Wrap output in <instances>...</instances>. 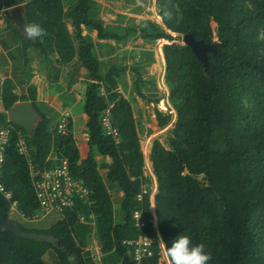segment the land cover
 <instances>
[{
    "label": "trees",
    "instance_id": "1",
    "mask_svg": "<svg viewBox=\"0 0 264 264\" xmlns=\"http://www.w3.org/2000/svg\"><path fill=\"white\" fill-rule=\"evenodd\" d=\"M157 6L166 27L163 31L149 21L108 25L96 0H6L5 8L21 11L26 26L37 23L45 29L43 36L32 40L13 26L24 47L28 81L33 76L32 50L48 61L51 82L63 80L71 89L82 77L90 81L83 106L90 150L87 158L81 159L72 123L65 135L50 132L52 119L36 102L34 87L22 100H32L41 116L36 133L31 135L9 123L7 112L20 97L13 81L7 79L0 125H12L15 131L6 150L2 182L12 197L0 193V219L9 225L19 223L12 211L14 202L26 218L35 215L39 207L28 161L17 149V131L27 134L38 169L55 167L58 162L49 158L58 153L68 159L73 177L90 189L91 197L90 204L78 202L74 210L65 211L50 226L19 223L26 232L53 233L61 240L59 249L0 232V264H47L44 257L52 250L58 264H96L90 250L93 234L100 244L102 264H137L132 248L124 242L141 236L154 238L155 245L153 256L140 264H167L161 261L158 233L166 247L181 234L192 244H203L205 253L212 257L210 264H264V0H157ZM94 31L99 41L126 43L140 35L148 44L171 42L164 45L163 55L168 100L177 120L167 141L156 138L151 150L158 185L156 222L150 192L143 201L138 200L143 186L149 188L153 181L144 177L145 155L132 100L125 98L119 87L127 88L126 74L131 70L137 75L133 85L141 99L159 104L164 98L148 99L142 89L149 81L139 65L108 67L97 51V47L108 45L96 43L90 36ZM169 32L178 36L192 33L197 40L216 42L218 54H208L209 72L190 47L173 43L175 37ZM48 37L54 39L53 62L47 53ZM107 109L120 143L107 135L103 126ZM155 115L161 129L174 118L158 107ZM99 157L103 164L107 158L110 161L104 164L105 174L100 171ZM108 183L115 184L121 193L119 211ZM136 211L142 213L146 227L135 225ZM120 213L123 217L119 222ZM81 215L86 223L81 222Z\"/></svg>",
    "mask_w": 264,
    "mask_h": 264
},
{
    "label": "crops",
    "instance_id": "2",
    "mask_svg": "<svg viewBox=\"0 0 264 264\" xmlns=\"http://www.w3.org/2000/svg\"><path fill=\"white\" fill-rule=\"evenodd\" d=\"M100 6L102 5V0H96ZM104 10H102L101 6V17L107 21L104 16ZM159 14V12H158ZM13 10H9L5 8L3 11H0V113L5 112V108L2 102V93H3V85L7 79L13 81L16 86V93L20 97L18 102H26L32 100H22L23 96L29 97L31 94L30 88L34 87L36 94V102L39 103L40 108L43 109V112L47 113L52 122L49 125V130L51 133L57 130V126L64 114H69V122L73 125V130L75 134V139L77 143V147L80 152L81 159H85L89 153V137L86 132V124L88 122V117L83 111V106L85 103V92L90 84V81L85 77H82L71 89H67L64 81H60L57 83L50 81V68L48 66V61L42 57L37 50H32L30 54L31 60V69H32V78L28 81L26 68L24 67V47L21 43L20 39L16 35L13 26H16V23L12 21ZM119 16V15H118ZM109 25V23L106 22ZM123 23L117 22L116 25H122ZM17 27V26H16ZM69 30L72 32L73 28L70 24H68ZM88 32L84 28V35ZM90 36L96 43H103L108 45L107 48L99 49L97 47L98 54L100 58L107 62V66L111 67L112 65L116 66H134L139 65L142 61L140 59L143 51H138L139 58L131 59V55L134 53V43L141 44L142 47L150 46L140 35H136L133 39H129L126 43H117L114 40H106L99 41L97 37V32L94 31L90 33ZM47 53L53 62L55 57V47H54V39L53 37H48L45 39ZM145 48V47H144ZM130 58V60H129ZM125 59V60H124ZM166 61L164 60V63ZM84 74V73H83ZM143 74V73H142ZM128 76H137L131 70H128ZM65 76V73H63ZM145 81H147V77L143 74ZM149 76V75H148ZM150 78V77H149ZM128 88V86H127ZM146 89V88H145ZM143 92L144 89H142ZM153 87L149 89L148 93H153ZM148 93H145L148 96ZM127 98V97H125ZM141 99V98H140ZM34 104V103H33ZM3 127V126H2ZM1 128V125H0ZM102 163L104 160L99 157L98 158ZM109 159H106V163L109 164ZM103 174V173H102ZM105 174V173H104ZM116 186L115 184H112ZM109 186V185H107ZM117 189V186H116ZM118 193V202L121 200L120 191ZM117 206V205H116ZM51 217H48L42 221L37 222L41 224L42 227L50 226L53 222H55ZM18 221H23L22 219ZM27 223L28 221H23ZM24 223V224H25ZM36 223V222H32ZM92 247L90 248V250ZM92 251V250H91ZM97 255L100 256L101 262V252L97 247L95 249ZM50 256L55 261L54 264H58V256L52 250L49 251L45 257ZM44 257V258H45ZM51 258V259H52ZM167 262L170 264L169 258L167 256Z\"/></svg>",
    "mask_w": 264,
    "mask_h": 264
},
{
    "label": "built area",
    "instance_id": "3",
    "mask_svg": "<svg viewBox=\"0 0 264 264\" xmlns=\"http://www.w3.org/2000/svg\"><path fill=\"white\" fill-rule=\"evenodd\" d=\"M5 3L6 0H0V11L5 9ZM161 111H168V107L163 105ZM170 114H173V111ZM113 122L112 113L110 109H107L102 118L103 126L107 135L113 136L116 142L120 143V134L118 129L114 127ZM68 126L69 114H64L57 126V132L65 135L68 131ZM14 131L15 128L12 125L0 128V193H3L8 199L12 195L6 191L2 177L6 163V150L11 142ZM17 149L19 154L28 161L36 200L39 205L37 213L32 217L26 218L24 214L18 211L17 203L14 202L12 211L17 213L16 217L18 220L39 222L48 217L59 220L65 211L74 210L78 202H82L84 205L90 204L91 191L82 181L73 177L68 159L61 158L58 153L54 152L50 155L49 159L58 162V164L53 168L38 169L33 162V151L30 147L28 136L23 131H17ZM144 177L151 179L153 183L149 188L147 185L143 186L142 193L138 195V200L143 201L144 195L150 192L151 213L154 215L156 222L155 195L158 185L156 184L157 179L150 160H145ZM90 218L95 219L94 215H90ZM133 219L135 225L139 228H144L148 224L143 219L140 211L134 213ZM80 220L84 223L87 222L84 215L80 216ZM158 236L162 249L161 253H165L167 256L166 246L164 242H161L159 233ZM124 244L132 248V256L137 264H140L144 258L152 257L154 254L153 246L155 245V239L149 236H141L136 241H125Z\"/></svg>",
    "mask_w": 264,
    "mask_h": 264
},
{
    "label": "rangeland",
    "instance_id": "4",
    "mask_svg": "<svg viewBox=\"0 0 264 264\" xmlns=\"http://www.w3.org/2000/svg\"><path fill=\"white\" fill-rule=\"evenodd\" d=\"M102 10L106 8L104 11L106 22L109 25L116 26L117 22L123 23L122 25H130V24H142L144 22L149 21L151 25H157L159 29L166 30L164 27L161 17L159 16L157 0H102ZM100 6V10H101ZM119 15V16H118ZM217 25L215 22H212V28L216 29ZM170 33V32H169ZM174 41L173 43H178L182 45V38L181 36H177L174 34ZM134 53L131 55V59H135L139 56L138 51H143L141 54L140 59H142L141 63L139 64V68L141 72L147 77V81H149V85L144 87V93H148L149 89L153 87L154 92L148 93V99L156 100L162 99L159 104L150 103L146 100L140 99L136 91L134 90V78L130 75H126L127 86L126 88L124 85L119 87V91L122 93L124 97L129 98L132 100V106L134 110L135 119L138 123V131L139 136L141 138V146L145 155V160H150L151 150L153 146V142L156 138L161 139L162 142L167 141V137L169 134V129H173L177 120L176 110L173 104L168 100L169 95V85L166 82L165 74H166V62L164 63V45L171 44V42L167 40H160L156 43L150 44V46L142 47L141 44L134 43ZM139 58V57H137ZM125 60V59H124ZM130 60V58H129ZM135 63L134 65H136ZM149 75V76H148ZM150 77V78H149ZM152 79V80H151ZM152 81L155 83H152ZM146 88V89H145ZM135 98V101L133 99ZM163 105L168 107V111L165 113H171L173 111V120L172 123L165 129H161L157 125V119L155 115V108L158 107L160 110L163 109ZM70 124V122H69ZM100 161V160H99ZM151 162V160H150ZM101 173H105L106 167L100 161ZM152 164V162H151ZM153 165V164H152ZM157 184V182H156ZM108 188L110 192L114 195L115 204L117 205V210L119 211V202L118 198V188L113 186L112 184L108 183ZM118 221L120 222L122 219L121 213L118 215ZM155 222V220H154ZM19 223L24 224L25 222L19 221ZM35 227L40 228L39 224L36 222ZM92 247V252L95 254V262L96 264H102L100 262V256L97 255L95 249L98 247L100 249V244L98 238L95 234L92 235V240L90 244V248ZM47 256L45 257V261L47 264H54V259ZM162 262H166L168 264L167 256L165 253H162Z\"/></svg>",
    "mask_w": 264,
    "mask_h": 264
},
{
    "label": "water",
    "instance_id": "5",
    "mask_svg": "<svg viewBox=\"0 0 264 264\" xmlns=\"http://www.w3.org/2000/svg\"><path fill=\"white\" fill-rule=\"evenodd\" d=\"M12 21L16 23V26L22 31L26 27L25 19L21 11H13ZM170 34L174 37V33ZM176 35V34H175ZM178 36V35H177ZM182 46L190 47L196 58L204 65L205 71L210 70L209 53L218 54L217 43L209 44L203 40H197L194 34H185L181 36ZM8 122L16 126L21 127L27 133L34 135L36 128L41 120L35 105L33 102H17L7 112ZM204 175L202 176V178ZM0 232H12L14 235L27 240H34L41 243L51 244L54 248H60L61 240L53 233H37L26 232L22 229L19 223L14 225L7 224L6 220L0 219Z\"/></svg>",
    "mask_w": 264,
    "mask_h": 264
},
{
    "label": "clouds",
    "instance_id": "6",
    "mask_svg": "<svg viewBox=\"0 0 264 264\" xmlns=\"http://www.w3.org/2000/svg\"><path fill=\"white\" fill-rule=\"evenodd\" d=\"M28 39H36L45 34V29L37 23L27 25L23 29ZM161 242L163 243L162 239ZM167 256L170 264H210L212 257L205 253L203 244H192L187 235H178L166 247Z\"/></svg>",
    "mask_w": 264,
    "mask_h": 264
}]
</instances>
